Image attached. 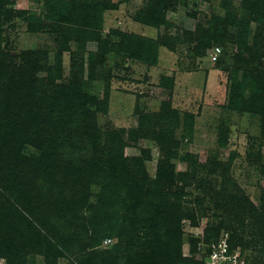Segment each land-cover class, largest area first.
<instances>
[{"label":"rangeland","instance_id":"obj_1","mask_svg":"<svg viewBox=\"0 0 264 264\" xmlns=\"http://www.w3.org/2000/svg\"><path fill=\"white\" fill-rule=\"evenodd\" d=\"M101 1L116 6L102 14L100 31L106 37L99 36L96 24L90 28L93 35L83 34L86 21L80 11L85 0H54L52 6L47 0H22L14 5L2 1V81L16 84L11 77H17L23 66L33 65L27 60L29 53L41 55L36 70L54 66L61 54V79L56 82L72 92L78 90L85 100L88 96L103 101L108 96L106 113L90 106L100 135L107 138L109 132H115L129 142L123 147L124 157L142 159L151 181L156 180L162 152L159 142L137 131L143 118L163 116L164 103L169 101L171 108L189 114L191 122L183 126L180 121V129L170 138L175 142L170 146L173 177L152 188L143 201L153 202L169 221L178 218L177 240L168 249L173 255L170 263L198 264L215 240L226 237L229 242V231L226 225L221 226L227 221L222 217L226 204L223 194L237 195L240 204L239 215L233 216L230 211L223 216L236 220L246 234L255 235L260 245L264 244L256 234L264 232V223L259 224L257 213L250 212L255 208L264 215V40L254 46L262 29L249 12L258 1L257 14L263 23L264 0H169L167 7L165 0H88V4ZM156 4L163 18L159 25L139 23L142 13ZM118 33L156 40L155 63L145 61L150 57L143 62L131 60L126 51L130 44L128 40L122 43ZM216 49L219 53L213 60ZM2 67H7V74L1 72ZM79 67L84 70L82 77ZM45 76V72L36 73L37 79ZM163 77L172 79V83H165L160 79ZM167 125H154L153 132L163 126L171 131L172 124ZM130 131L136 141L129 140ZM27 149V154L33 153V149ZM215 162L220 166L214 169ZM126 206L121 201L114 204L113 220L118 227L125 222V234H130L121 245L130 259L128 264H140L137 254L145 245L138 237H145L146 231L140 225L135 227L139 220ZM209 229L218 238L206 242ZM116 243L115 238L106 237L101 249ZM234 250L239 252L242 264H252L255 253L242 252L240 247ZM147 251L158 253L159 246L151 244ZM47 260L36 255L28 257L26 264H49ZM71 263L68 257L57 260V264ZM0 264H7L6 257L0 258Z\"/></svg>","mask_w":264,"mask_h":264},{"label":"trees","instance_id":"obj_2","mask_svg":"<svg viewBox=\"0 0 264 264\" xmlns=\"http://www.w3.org/2000/svg\"><path fill=\"white\" fill-rule=\"evenodd\" d=\"M2 1L14 5L11 0H0V7ZM53 1L47 0V4L52 6ZM102 2L88 4L85 0L80 11L86 21L82 25L83 34L93 35L90 28L96 24L99 36H107L100 31L102 14L115 10L116 6ZM258 3L255 1L249 8L251 15L255 16L254 21L262 29L254 46L264 40V22L257 14ZM168 5L169 0H165L164 7ZM158 9V4L152 6V10L143 12V19L137 21L151 27L158 26L163 19ZM74 11L76 15L77 10ZM68 15L73 16L72 9L68 10ZM118 35L122 43L128 40L130 45L126 51L131 60L143 62L150 57L145 61L155 63L156 40ZM40 57L39 53L28 54L27 60L33 65L23 66L24 70L18 71L17 77H11L14 81L16 79L13 86L3 82L0 76V258L6 257L7 264H26L28 257L36 255L49 259V264H57L61 257L70 258L71 264H128L130 259L121 245L130 234H125V222L118 227L114 223L116 219L113 220L114 204L121 201L139 220L135 227L140 225L146 231L145 237H138L145 245L137 254L140 264H171L173 255L168 249L177 240L175 226L178 218L174 216L167 220L153 202L145 203L143 196H148L152 188L173 177L171 160L174 154L170 146L175 142L170 138L180 129V121L184 126L191 122V116L171 108L169 101L164 103L163 116L153 115L149 119L143 115L145 118L137 132L159 142L162 152L156 180L151 181L142 159L124 157L123 147L129 142L127 144L115 132H109L107 138L100 135L90 106L96 112L106 113L108 96L105 95L107 98L103 101L88 96L86 100L81 98L78 90L72 92L67 85L56 82L61 79V54L55 58L54 66L36 70L34 66H39ZM79 68L82 77L84 70ZM6 71L7 67H2L1 72ZM38 71L45 72L46 76L37 79ZM160 79L165 83L173 81L164 77ZM163 123L172 124L171 131L163 126L154 133V125L160 127ZM261 131L264 138V124ZM128 137L130 141H136L132 131ZM27 148L33 149V153L27 154ZM145 158H149L147 151ZM213 166L215 169L220 164L215 162ZM222 197L226 203L223 214L231 211L233 216L239 215L237 195L223 194ZM250 212L257 213L259 224L264 223L262 213L258 214L255 208ZM223 214L227 221L221 226L226 225L229 231V249L251 250L256 254L251 263L264 264V244L260 245V239L246 234L243 225H237L236 220ZM212 231H206V242L218 238ZM259 233L256 234L261 235L264 242V232ZM106 237L115 238L117 243L101 249ZM148 237L150 242L146 241ZM151 244L159 246L158 253L147 251ZM197 263L205 264L204 260Z\"/></svg>","mask_w":264,"mask_h":264},{"label":"built area","instance_id":"obj_3","mask_svg":"<svg viewBox=\"0 0 264 264\" xmlns=\"http://www.w3.org/2000/svg\"><path fill=\"white\" fill-rule=\"evenodd\" d=\"M22 0H11L13 3H18ZM219 49H216L213 53L212 59L215 60ZM105 241V243H108ZM205 264H242L237 250L231 251L229 249L227 238H221L219 241L211 244L207 255L204 259Z\"/></svg>","mask_w":264,"mask_h":264}]
</instances>
